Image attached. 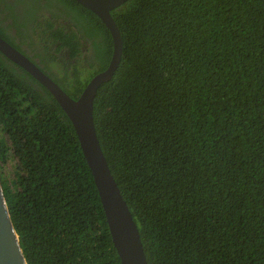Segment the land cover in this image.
I'll return each mask as SVG.
<instances>
[{
	"label": "trees",
	"instance_id": "trees-1",
	"mask_svg": "<svg viewBox=\"0 0 264 264\" xmlns=\"http://www.w3.org/2000/svg\"><path fill=\"white\" fill-rule=\"evenodd\" d=\"M110 15L121 56L92 118L147 264H264V0ZM0 37L71 98L111 54L74 0H0ZM0 184L26 264H120L69 120L1 54Z\"/></svg>",
	"mask_w": 264,
	"mask_h": 264
},
{
	"label": "water",
	"instance_id": "water-1",
	"mask_svg": "<svg viewBox=\"0 0 264 264\" xmlns=\"http://www.w3.org/2000/svg\"><path fill=\"white\" fill-rule=\"evenodd\" d=\"M92 12L108 30L111 54L106 67L93 74L76 98L68 96L46 73L0 37V54L27 72L52 96L69 120L89 169L112 247L120 264H147L137 226L121 196L99 146L92 104L100 84L115 72L121 56V37L110 10L127 0H74ZM0 264H26L12 226L0 184Z\"/></svg>",
	"mask_w": 264,
	"mask_h": 264
},
{
	"label": "rangeland",
	"instance_id": "rangeland-1",
	"mask_svg": "<svg viewBox=\"0 0 264 264\" xmlns=\"http://www.w3.org/2000/svg\"><path fill=\"white\" fill-rule=\"evenodd\" d=\"M11 163H12L11 160H6L3 164H4L5 167L9 168Z\"/></svg>",
	"mask_w": 264,
	"mask_h": 264
},
{
	"label": "flooded vegetation",
	"instance_id": "flooded-vegetation-1",
	"mask_svg": "<svg viewBox=\"0 0 264 264\" xmlns=\"http://www.w3.org/2000/svg\"><path fill=\"white\" fill-rule=\"evenodd\" d=\"M10 34H14V33H13L12 31H10ZM23 46H25V45H23ZM23 46H22V48H24ZM34 60H36V59H34ZM36 62H37V61H36Z\"/></svg>",
	"mask_w": 264,
	"mask_h": 264
}]
</instances>
